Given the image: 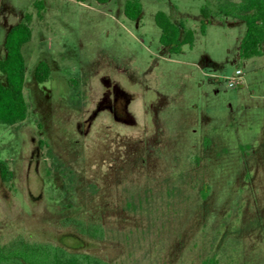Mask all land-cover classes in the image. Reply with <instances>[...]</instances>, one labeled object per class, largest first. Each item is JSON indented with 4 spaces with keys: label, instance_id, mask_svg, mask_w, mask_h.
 <instances>
[{
    "label": "rangeland",
    "instance_id": "obj_1",
    "mask_svg": "<svg viewBox=\"0 0 264 264\" xmlns=\"http://www.w3.org/2000/svg\"><path fill=\"white\" fill-rule=\"evenodd\" d=\"M126 1L0 0V60L9 30L33 16L29 115L0 125L14 174L0 177V244L23 235L116 264H264V45L242 58L246 24L224 14L204 36L202 10L218 0H140L136 21ZM160 12L195 32L192 47L169 53ZM70 218L100 219L105 239Z\"/></svg>",
    "mask_w": 264,
    "mask_h": 264
},
{
    "label": "trees",
    "instance_id": "obj_2",
    "mask_svg": "<svg viewBox=\"0 0 264 264\" xmlns=\"http://www.w3.org/2000/svg\"><path fill=\"white\" fill-rule=\"evenodd\" d=\"M85 3L91 0H74ZM107 4L111 0H93ZM39 18H43L44 2L34 4ZM219 12L209 13L203 9L204 19L201 22V33L205 36L210 24V18L224 14L235 20L245 22L247 31L240 48V56L251 59L261 55L264 45V0H218ZM143 5L140 0H127L124 8L125 16L132 21L141 18ZM33 16L26 14L24 20L14 25L8 32L5 41V57L0 60V73L5 76V82L0 81V125L15 126L23 123L29 115V105L24 95L27 73L26 59L23 47L32 41L31 27ZM156 24L162 34L161 44L170 54H180L183 47H192L195 32L188 30L183 22L174 23L165 13H157ZM51 69L46 62H41L35 69V78L39 83L50 79ZM0 177L4 183L13 180L14 174L6 161L0 157ZM66 227H74L78 235L103 241L106 230L100 219L84 220L70 218L64 222ZM0 264H116L97 255L71 251L51 242L28 240L23 235H17L4 244H0ZM202 264H219L215 258H209Z\"/></svg>",
    "mask_w": 264,
    "mask_h": 264
},
{
    "label": "built area",
    "instance_id": "obj_3",
    "mask_svg": "<svg viewBox=\"0 0 264 264\" xmlns=\"http://www.w3.org/2000/svg\"><path fill=\"white\" fill-rule=\"evenodd\" d=\"M243 79V75H242V71H237L236 73V76L235 77H232V83L231 85L234 86V85H238L240 84V82L242 81Z\"/></svg>",
    "mask_w": 264,
    "mask_h": 264
}]
</instances>
